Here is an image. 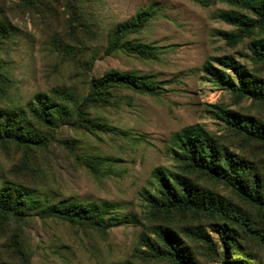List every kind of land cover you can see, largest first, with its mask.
<instances>
[{
	"label": "rangeland",
	"instance_id": "1",
	"mask_svg": "<svg viewBox=\"0 0 264 264\" xmlns=\"http://www.w3.org/2000/svg\"><path fill=\"white\" fill-rule=\"evenodd\" d=\"M145 10L153 15L122 44H151L155 57L122 48L108 53L111 28ZM228 12L253 18L231 0H0V24L9 33L0 38V71L6 79L0 83V112H28L27 104L37 105L38 96L65 103L62 92L72 94L69 108L75 113L91 92V80L112 70L155 86L154 94L109 88L111 96L81 113L99 127L66 119L56 120V127L34 122L49 142L46 147L0 142V186L22 189L37 208L67 201L105 207V218L113 221L99 229L42 218L36 208L26 217L0 214V264H174L141 240L160 244L155 226L174 231L196 264H230L236 257L264 264V245L255 239L264 236V204L202 173L182 170L173 158L175 134L201 127L222 153L251 164L249 177H260L264 199V145L236 133L227 121L234 113L264 129V104L233 90L239 81L222 63L231 58L264 83V65L251 51L264 29L233 43L224 33L238 29L221 18ZM206 67L224 76L211 75ZM157 167L186 175L234 219L153 211L146 196L157 192L152 176ZM224 234L241 238L237 256L222 255ZM201 235L210 241L198 239Z\"/></svg>",
	"mask_w": 264,
	"mask_h": 264
},
{
	"label": "trees",
	"instance_id": "2",
	"mask_svg": "<svg viewBox=\"0 0 264 264\" xmlns=\"http://www.w3.org/2000/svg\"><path fill=\"white\" fill-rule=\"evenodd\" d=\"M237 6L249 10L253 16L248 17L239 12H228L221 15V18L237 27V33H224V36L235 43L243 36H251L255 31L264 29V0H231ZM153 15L152 10L137 12L134 16L124 22L114 25L109 33V44L106 48L108 53L124 49L145 59H152L156 55L157 48L151 44L140 42L123 45V39L130 34L136 33L145 26ZM8 28L0 24V38L8 36ZM251 51L255 60L264 65V38L253 39ZM222 61V60H220ZM224 61V60H223ZM223 65L233 70L239 81V87L233 90L247 95L253 101L264 104V83L258 82L247 75L246 70L233 59H226ZM211 75L223 73L216 69L205 68ZM213 70V71H212ZM5 76L0 71V83L5 84ZM131 88L140 93L154 94L155 86L143 77L128 72L109 71L103 76L91 80V92L84 99L77 112L70 110L74 101L72 94L60 92L63 102H56L45 96H38L37 105L29 102V111L13 110L10 113L0 112V142L13 143L19 147H46L49 145L47 139L38 133L35 124L51 125L56 127V120L66 119L94 125L92 120L82 118L83 108L93 102H104L111 96L109 88L113 87ZM232 87V86H231ZM228 115V114H227ZM228 123L236 133L264 145V129L252 124L245 119H238V115H228ZM35 122V124H34ZM176 149L173 151V158L179 167L185 171H197L208 178L224 183L239 196L254 202L256 205L264 204L261 197V181L259 176L252 175V167L247 161L237 159L228 153H222L216 146L214 139L201 127L189 126L176 133L174 136ZM157 186L153 188L156 194L147 193L146 200L153 211L167 214L170 211H191L193 213H207L216 215L221 219L233 220L226 208L217 200L192 184L190 179L181 172L171 171L164 167H157L152 171ZM257 177L259 180H257ZM37 209L42 218L55 217L62 220L81 223L90 228L107 229L113 225L112 219L105 218L107 209H101L98 205H85L82 202L67 201L55 205H48L41 208L33 206L28 195L22 189L12 188L9 184L0 186V214L2 216L21 217L28 216L29 211ZM153 233L157 234L160 241L149 238H141L145 245L159 258H168L174 264H196L188 253H185L179 244V239L172 230L155 226ZM250 232H255L250 229ZM202 240L210 241L207 236L201 235ZM224 234L221 236L222 255L230 258L238 255L241 238H229ZM257 239L264 245V236L258 235ZM243 249V248H242ZM239 259L238 257H236ZM229 261L230 264H245V260ZM131 264V263H125Z\"/></svg>",
	"mask_w": 264,
	"mask_h": 264
}]
</instances>
